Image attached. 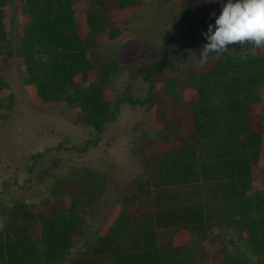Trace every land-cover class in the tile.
<instances>
[{
  "label": "trees",
  "instance_id": "1",
  "mask_svg": "<svg viewBox=\"0 0 264 264\" xmlns=\"http://www.w3.org/2000/svg\"><path fill=\"white\" fill-rule=\"evenodd\" d=\"M5 1L0 0V9ZM85 1L89 3L86 11L88 25L94 33L107 29L112 9L129 8L143 2ZM187 1L210 7L206 0ZM24 2L23 13L29 18L24 41L31 80L37 82L45 101L65 100L74 90L76 100L85 111L81 122L94 130L95 138L85 140L80 147H73L79 153L97 146L104 125L116 120L122 105L144 106L148 99L155 100L153 77L156 74L163 73L167 66L178 71L207 43L205 33L195 27L194 31L203 41L188 44L178 65L168 59H159L147 67L144 75L149 84L146 99L122 95L117 98L113 109L112 103L104 97V90L110 86L118 64L91 65L87 45L75 29L73 6L78 1ZM1 18L0 10V24ZM110 36L113 38V34ZM5 41L6 36L1 32L0 43ZM213 56L217 59L215 66L198 77L197 99L184 109H179L180 99L174 90V79L168 80L165 98L159 100L163 104L161 118L168 131L176 127V132H180V144L148 168L146 176L135 179L130 192L122 199L123 211L108 234L97 237L91 250L73 264H192L197 248L193 245L175 246L170 236L168 242L165 243L164 238L161 242L155 228L157 225L163 228L182 225L193 228L197 225L210 232L206 224L208 218L215 220L213 223L221 228L228 227L237 232L226 243V248L237 244L235 238L241 236L242 230L249 232L244 239L247 249L227 250L222 260L212 256L211 263L264 264V190H254V168L261 160L264 132L255 128L252 109L260 100L257 89L264 83V66L258 59L242 61L247 54L232 57L226 51ZM255 63L256 66L248 68ZM93 71L96 72V81L88 89L74 82L78 74L87 81L88 72ZM245 71L248 73L244 74ZM163 142L168 143L169 137H164ZM42 156L38 153L36 158ZM105 184V176L98 171H74L55 182V195L60 191L68 192L70 206L53 207L48 215L39 213L34 216L20 202L12 208L0 202V212L10 218L15 234L14 238H5L4 233L9 231L3 233L0 230V264H58L73 236L80 232L79 207L87 204ZM180 186L186 189L180 190ZM170 187L176 188L177 192L169 190L173 189ZM202 192L205 198L198 199ZM172 206L175 211L180 210V215L168 212ZM36 218L41 220L44 230L45 241L41 250L28 228ZM238 227L240 232L236 230ZM43 257L46 261L40 263Z\"/></svg>",
  "mask_w": 264,
  "mask_h": 264
},
{
  "label": "rangeland",
  "instance_id": "2",
  "mask_svg": "<svg viewBox=\"0 0 264 264\" xmlns=\"http://www.w3.org/2000/svg\"><path fill=\"white\" fill-rule=\"evenodd\" d=\"M77 1L73 6L75 29L87 45L91 65L118 64L110 86L104 90V97L112 103L113 109L122 95L146 99L149 84L144 75L147 67L159 59H168L178 65L188 44L203 41L194 31L195 27L206 33L208 25L215 23L213 13L219 15L226 2L206 0L210 7H204L187 0H143L140 5L112 9L107 29L94 33L87 21L89 3ZM24 4V0H6L0 9V33L6 36V41L0 43V202L10 208L20 202L34 216L48 215L49 209L59 205L69 207L71 202L68 192L60 191L55 195V182L83 169L102 173L106 179L105 187L79 207L80 232L73 236L64 258L58 263L73 264L91 250L97 237L108 234L123 211L122 199L130 192L135 179L147 175L148 168L180 144V132H176V127L168 131L161 118L163 104L159 100L165 98L168 80L174 79L179 109H184L198 97L199 75L215 66L217 59L211 55L207 62L201 63L199 50L178 71L165 67L163 73L153 77L155 100L148 99L144 106L122 105L116 120L104 125L97 146L79 153L73 147H80L85 140L95 138L94 130L81 122L85 111L76 100L74 90L65 100L45 101L37 82L31 80L24 41L29 18L23 13ZM251 46L236 43L229 45L227 52L232 57L247 54L242 61L258 59L264 66V47ZM252 66L256 63L248 68ZM95 76V71L88 72V79L84 81L78 74L74 82L88 89L96 81ZM257 90L260 100L252 109L255 128L261 133L264 132V83ZM165 135L169 137L168 143L163 142ZM38 153L44 156L36 158ZM254 174V190H264V135L261 160L254 168ZM195 186L196 183L192 188ZM170 188L177 192L176 188ZM202 194L197 198L204 197V192ZM168 212L180 215V210L175 211L174 206ZM214 221L210 218L206 221L210 232L197 225L193 228L157 225L154 232L161 242L163 238L165 243L168 242L170 236L175 246L197 248L192 264H213L212 256L222 260L227 250L236 248L234 252L239 247L248 248L244 240L249 235L247 230H242L241 236L235 238V246L226 248V243L237 232L228 227L221 228ZM10 223V218L0 212V230L3 233L9 231L4 233L5 238L15 237ZM28 228L39 249H43L45 237L41 220L34 219ZM236 230L240 232L239 227ZM45 261L43 257L40 263Z\"/></svg>",
  "mask_w": 264,
  "mask_h": 264
},
{
  "label": "clouds",
  "instance_id": "3",
  "mask_svg": "<svg viewBox=\"0 0 264 264\" xmlns=\"http://www.w3.org/2000/svg\"><path fill=\"white\" fill-rule=\"evenodd\" d=\"M213 15L215 23L204 34L207 43L199 54L201 63L236 43L264 47V0H226L219 15Z\"/></svg>",
  "mask_w": 264,
  "mask_h": 264
}]
</instances>
